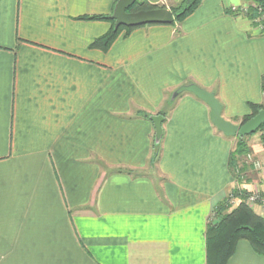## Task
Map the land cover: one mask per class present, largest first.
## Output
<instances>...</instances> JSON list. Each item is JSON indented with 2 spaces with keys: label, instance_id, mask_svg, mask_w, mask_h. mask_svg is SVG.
Listing matches in <instances>:
<instances>
[{
  "label": "crops",
  "instance_id": "crops-1",
  "mask_svg": "<svg viewBox=\"0 0 264 264\" xmlns=\"http://www.w3.org/2000/svg\"><path fill=\"white\" fill-rule=\"evenodd\" d=\"M116 2L0 0V264H206L215 205L238 186L264 191V172L242 163L236 177L234 138L202 101L169 103L195 84L235 124L262 103L264 37L229 13L242 0H202L181 23L90 48L111 24L81 18L110 17ZM160 113L152 166L148 117ZM226 264L264 256L240 240Z\"/></svg>",
  "mask_w": 264,
  "mask_h": 264
},
{
  "label": "trees",
  "instance_id": "trees-1",
  "mask_svg": "<svg viewBox=\"0 0 264 264\" xmlns=\"http://www.w3.org/2000/svg\"><path fill=\"white\" fill-rule=\"evenodd\" d=\"M253 1L261 8V12H264V0ZM201 2L202 0H179L176 5L170 7L169 10L172 12L174 18L173 24L181 23L198 8ZM156 8L164 7L150 5L145 0H136L127 12H137ZM254 14L255 12L252 11L249 16L252 17ZM81 19L105 20L111 24L109 31L101 38L93 41L90 45V48L99 49L101 51H107L121 34L125 36L134 29L125 27L114 29V21H112L109 16L83 17ZM259 34L264 37V24H262ZM261 91L264 93V76L261 78ZM247 107L252 112V115L243 118L241 125L255 116L258 111L264 110V108L258 104L248 103ZM160 115L163 117L165 116L164 113H160ZM261 128H264V125L259 129ZM245 138H236L238 145L230 154L229 164L233 171L237 166L240 155H244L246 152V148L243 145ZM158 157L159 147L153 151L151 158L152 166L156 163ZM126 173L134 176L138 174L130 170H127ZM236 177H238L237 174ZM245 196L246 193L242 194L238 191H233L230 194V198L240 199L238 205L231 211H228V199L221 201L214 207L212 214L216 216L217 223H209L205 232L206 264H226L233 255L237 242L240 240L247 241L255 253L264 256V219L256 215L250 207L245 204Z\"/></svg>",
  "mask_w": 264,
  "mask_h": 264
},
{
  "label": "water",
  "instance_id": "water-1",
  "mask_svg": "<svg viewBox=\"0 0 264 264\" xmlns=\"http://www.w3.org/2000/svg\"><path fill=\"white\" fill-rule=\"evenodd\" d=\"M136 0H117L110 19L114 21V29L119 27L137 28L146 25H172L174 18L168 8H156L151 10H141L137 12H127ZM191 94L202 101L210 110L209 118L214 128L226 138L243 139L256 133L264 125V110L250 118L242 125L233 124L222 118V106L215 95L195 84L183 85L171 93L169 103H172L182 94ZM154 128L153 143L157 148L162 138V122L164 117L161 115L149 116Z\"/></svg>",
  "mask_w": 264,
  "mask_h": 264
},
{
  "label": "rangeland",
  "instance_id": "rangeland-1",
  "mask_svg": "<svg viewBox=\"0 0 264 264\" xmlns=\"http://www.w3.org/2000/svg\"><path fill=\"white\" fill-rule=\"evenodd\" d=\"M252 11L255 12V14L251 17L249 15L252 13ZM229 13L231 15H235L236 14L235 16H239L241 18H244L248 22V24L256 32H258V34H259L260 30H261L262 24H264V12H261V8L253 0H242L241 5L239 7H237L235 11H232V9L229 10ZM258 105H260L262 108H264V100L262 101L261 104H258ZM251 115H252V112L248 109V113H246L240 119L236 120V125H241L243 118L249 117ZM233 124H235V122ZM233 142L235 144V149H236V147L238 145L237 139L234 138ZM243 145L246 148V152L244 153V155L242 154L238 158L239 167H241L242 163H244L245 161L248 160L247 157L249 156V160L246 162V163H248V166L251 167V169L253 171L260 172V173L264 172V128H261L255 134L246 137L244 139V141H243ZM252 161H258L259 164L261 165L260 169H258V170L253 169V167L249 164V163H252ZM234 189L235 188L232 189L230 194L233 191H235ZM237 191L239 193H242V194L243 193H247V192H243L242 190H237ZM251 192L252 193L258 192L259 195H261V194L264 195V191H261V190H256L255 191L253 189V190H250L248 193H251ZM230 194H228L226 197H224L221 200V201H224V200L228 199L227 200L228 201V205H229L228 211H231L240 202L239 198H230ZM229 198H230V200H229ZM221 201H219L218 203H220ZM244 202H245V204L248 207H250V206H259L260 208L264 209V206L257 205L256 203H253L252 201H247V197L246 196L244 197ZM216 219H217L216 216L214 214H212V216L210 218V223H217Z\"/></svg>",
  "mask_w": 264,
  "mask_h": 264
},
{
  "label": "built area",
  "instance_id": "built-area-1",
  "mask_svg": "<svg viewBox=\"0 0 264 264\" xmlns=\"http://www.w3.org/2000/svg\"><path fill=\"white\" fill-rule=\"evenodd\" d=\"M235 10H236L235 8L232 9V11H235ZM247 159L249 160V156L247 157ZM247 161H245L244 164L248 165V163H246ZM249 164L253 167V169H256V170L260 169V166H261L258 161H252V163H249ZM234 172L239 177V175H240L239 162L237 163V166L234 169ZM237 190H242V189H241V187L238 186ZM246 197H247V201H252L253 203H256L257 205L264 206V195H262V194L259 195L258 192L246 193Z\"/></svg>",
  "mask_w": 264,
  "mask_h": 264
}]
</instances>
